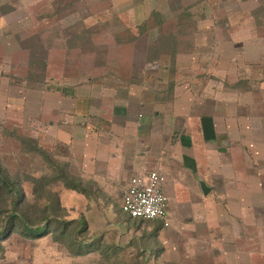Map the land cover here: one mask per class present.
Here are the masks:
<instances>
[{
    "label": "crops",
    "instance_id": "obj_1",
    "mask_svg": "<svg viewBox=\"0 0 264 264\" xmlns=\"http://www.w3.org/2000/svg\"><path fill=\"white\" fill-rule=\"evenodd\" d=\"M144 1L118 12L133 36L118 41L100 76L64 79L34 95L9 85V94L0 90L2 109L32 121L41 142L64 149L84 179L117 181L123 195L133 177L161 170L173 192L182 184L202 197L216 191L222 202L235 197L216 207L225 242L220 225L232 224L251 195L250 135L264 119V0H153L161 10ZM173 4L178 9L169 10ZM192 206L213 210L204 200Z\"/></svg>",
    "mask_w": 264,
    "mask_h": 264
},
{
    "label": "rangeland",
    "instance_id": "obj_2",
    "mask_svg": "<svg viewBox=\"0 0 264 264\" xmlns=\"http://www.w3.org/2000/svg\"><path fill=\"white\" fill-rule=\"evenodd\" d=\"M148 1L149 10L163 9L162 4ZM132 3L134 0H0V90L9 94V85L19 83L24 93L34 95L35 91L61 87L64 79L78 83L87 73L100 76L109 59L114 58L118 41L132 38L124 31L134 27L132 22L118 18V12L129 9ZM174 6L179 7L173 4L168 9L175 10ZM139 8L142 13L144 9ZM258 13L263 15L264 9ZM144 24L156 25V19ZM1 100L0 169L19 186L24 212L33 224L47 218L82 219L88 226L84 240L100 239L102 246L99 252L77 256L64 239L52 234L25 237L7 225L9 232L0 239V264H145L141 254L144 248L128 244L134 233L151 236L150 243L159 254L153 264H264V119L260 129L250 135L251 195H245L244 211L231 214L233 225H220L227 231L223 242L218 235L216 207L234 202L235 197L222 202L226 197L216 191L202 197L199 189H192L196 191L193 193L177 184L173 192L165 189V183L169 226L126 223L128 218L121 212L123 191L117 181L84 179L80 166L66 162L71 156L65 155L64 149L52 151L41 142L32 121L7 117ZM27 106L26 112L32 108ZM73 184L80 189H73ZM5 188L0 195V229L15 212ZM202 200L212 204L213 210H194L192 202ZM239 202H243L242 196L235 203ZM210 230V238H204L203 232ZM118 244L122 249L115 251Z\"/></svg>",
    "mask_w": 264,
    "mask_h": 264
},
{
    "label": "trees",
    "instance_id": "obj_3",
    "mask_svg": "<svg viewBox=\"0 0 264 264\" xmlns=\"http://www.w3.org/2000/svg\"><path fill=\"white\" fill-rule=\"evenodd\" d=\"M64 178H67L66 176ZM67 180H69L67 178ZM72 184V183H71ZM73 189H77L79 186H74ZM2 187L6 189L7 193L5 196L9 195L11 198V205L13 207L12 213V220L8 219L5 221L4 225L0 229V239L4 238V233L9 232L8 228L12 227L14 230H18V233L25 236V237H31L36 238L40 235L46 234H52L56 236L58 239H64L66 240V243L68 247L73 251L75 255H81L83 253H90V252H99L101 250L102 242L100 239L91 238L84 240V235L86 233V230L88 229L87 223L84 222V220L74 219V220H53L50 218H44L46 219V222H42L39 224H33L31 222L30 217L28 214H26L21 207V194L20 189L17 184L14 183L8 176H5L1 169H0V195H2ZM5 211V210H4ZM122 212V209H121ZM123 213V212H122ZM127 216L128 219H126V223L130 224H159L164 227V223L160 221H145L142 219H134L131 216L123 213ZM42 219V220H44ZM77 220V221H76ZM7 225L8 228L6 227ZM156 230H159L157 227ZM156 234H153L155 236ZM151 236L149 235H141L133 234L128 241V244L130 245H137L141 246L144 249L141 251L143 257L146 258L145 264H153V261L155 258L158 257V253L154 252V245L151 243ZM127 245V244H126ZM118 249H115V251H119L122 249V246L118 244ZM124 247V246H123ZM157 247V245H156Z\"/></svg>",
    "mask_w": 264,
    "mask_h": 264
},
{
    "label": "built area",
    "instance_id": "obj_4",
    "mask_svg": "<svg viewBox=\"0 0 264 264\" xmlns=\"http://www.w3.org/2000/svg\"><path fill=\"white\" fill-rule=\"evenodd\" d=\"M166 182L167 176L161 170L130 179L121 202L122 212L134 219L160 221L168 227L169 198L164 191Z\"/></svg>",
    "mask_w": 264,
    "mask_h": 264
},
{
    "label": "water",
    "instance_id": "obj_5",
    "mask_svg": "<svg viewBox=\"0 0 264 264\" xmlns=\"http://www.w3.org/2000/svg\"><path fill=\"white\" fill-rule=\"evenodd\" d=\"M202 190L205 195H207L210 191L209 188L206 186V184H202Z\"/></svg>",
    "mask_w": 264,
    "mask_h": 264
}]
</instances>
